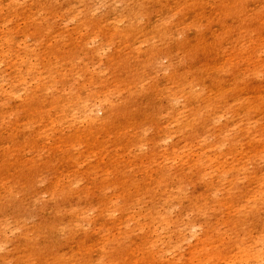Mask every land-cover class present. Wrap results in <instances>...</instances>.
<instances>
[{
    "label": "rangeland",
    "instance_id": "1",
    "mask_svg": "<svg viewBox=\"0 0 264 264\" xmlns=\"http://www.w3.org/2000/svg\"><path fill=\"white\" fill-rule=\"evenodd\" d=\"M0 264H264V0H0Z\"/></svg>",
    "mask_w": 264,
    "mask_h": 264
},
{
    "label": "bare ground",
    "instance_id": "2",
    "mask_svg": "<svg viewBox=\"0 0 264 264\" xmlns=\"http://www.w3.org/2000/svg\"><path fill=\"white\" fill-rule=\"evenodd\" d=\"M7 2H9V0H7ZM100 110H102V108H101ZM98 111H99V109L96 110V113H97Z\"/></svg>",
    "mask_w": 264,
    "mask_h": 264
}]
</instances>
